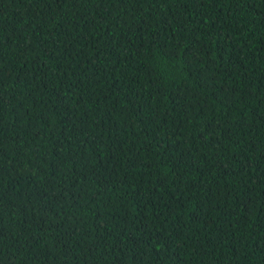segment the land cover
<instances>
[{"label": "trees", "instance_id": "obj_1", "mask_svg": "<svg viewBox=\"0 0 264 264\" xmlns=\"http://www.w3.org/2000/svg\"><path fill=\"white\" fill-rule=\"evenodd\" d=\"M0 264H264V0H0Z\"/></svg>", "mask_w": 264, "mask_h": 264}]
</instances>
